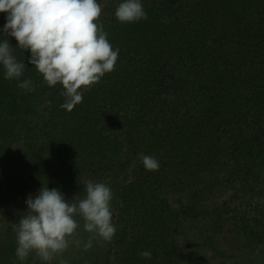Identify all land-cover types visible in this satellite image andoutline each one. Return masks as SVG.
I'll return each instance as SVG.
<instances>
[{
    "label": "trees",
    "instance_id": "16d2710c",
    "mask_svg": "<svg viewBox=\"0 0 264 264\" xmlns=\"http://www.w3.org/2000/svg\"><path fill=\"white\" fill-rule=\"evenodd\" d=\"M109 1L98 0L108 40L119 49L115 70L71 112L60 107L62 85L49 87L29 63L30 50L8 37L27 67L21 81L30 78L35 91L5 79L0 65V165L18 163L14 145L26 138L27 158L44 149L59 181L80 191L75 196L85 195L87 183L80 163L93 183L106 182L117 231L104 264L119 256L114 247L123 264H188L195 244L220 261L230 239L259 250L264 0H157L143 7L147 19L133 23L106 16ZM6 16L0 13V29ZM141 154L154 156L159 170H146ZM17 191H0V205ZM14 249L2 254L13 260Z\"/></svg>",
    "mask_w": 264,
    "mask_h": 264
},
{
    "label": "clouds",
    "instance_id": "9594fccd",
    "mask_svg": "<svg viewBox=\"0 0 264 264\" xmlns=\"http://www.w3.org/2000/svg\"><path fill=\"white\" fill-rule=\"evenodd\" d=\"M103 12L98 0H0V13H7L0 29L6 38L0 41V65L4 78L21 81L25 63L13 55L8 37H14L17 47L30 50L29 63L43 76L49 87L62 85L65 102L61 108L71 112L83 102L84 93L99 83L106 73L115 70L119 49H113L108 33L100 20ZM121 23L147 19L141 0H122L115 10ZM28 92L35 91L32 80L17 85ZM146 170L158 171L159 161L141 154ZM113 192L104 183L88 181L85 195L65 198L58 189L42 186L38 194L29 195L27 211L16 224V256L23 262L35 253L45 264L62 257L75 244L90 250L94 240L112 241L116 234L113 224ZM89 233L87 241L78 238V229ZM150 251L140 253L151 259ZM59 264H68L64 259Z\"/></svg>",
    "mask_w": 264,
    "mask_h": 264
},
{
    "label": "rangeland",
    "instance_id": "374dc122",
    "mask_svg": "<svg viewBox=\"0 0 264 264\" xmlns=\"http://www.w3.org/2000/svg\"><path fill=\"white\" fill-rule=\"evenodd\" d=\"M157 0H141L143 7L151 6ZM122 0H110L104 7V14L111 16L115 14L116 7ZM46 101H42L39 108L44 106ZM30 134V133H29ZM30 136V135H29ZM37 138V139H36ZM25 139H20L15 142L14 149H20L17 156L18 163L11 164L2 161L0 165V191L5 190H18L20 194L17 198L5 199L0 205V264L4 261L6 264H12L16 261L18 264H45L35 253L29 255V257L21 262L16 252L13 251V260L8 255L5 256L12 248L17 249L16 233L14 228L19 222L22 215H25L27 211L26 200L29 195L35 196L38 194L42 186H47L49 189H58L64 193L65 198H74L76 194H79V190L73 189L71 185L59 181L58 175L55 171V163L52 161V157L49 153H46L44 149H35L37 152L33 154L32 159L27 158L28 152L26 148ZM24 142V143H23ZM40 138L33 136V144L40 145ZM10 160V159H9ZM81 176L85 181H92L89 166L87 164H81ZM106 184V182H104ZM113 206V220L115 215L114 199H112ZM77 219L80 222V228L78 229V238L87 241L89 233L83 228V220L79 217ZM113 222V221H112ZM233 236V234H231ZM264 241V239H263ZM112 245V241L106 242L103 240H94L93 246L90 250L85 251L83 245L77 247L75 244L71 245L62 257H57L51 264H59V260L62 258L68 262V264H104L106 260V254L109 252ZM195 244L191 249V258L188 264H264V242L261 244L259 250L250 251L244 250L240 247L237 241L230 239L228 243L227 252H223L220 257V261L217 258H213V252L205 245L201 248ZM6 254H2L4 252ZM117 252L116 261L114 264H123L118 253L117 247L112 250ZM115 257V255H114ZM11 262V263H9Z\"/></svg>",
    "mask_w": 264,
    "mask_h": 264
}]
</instances>
